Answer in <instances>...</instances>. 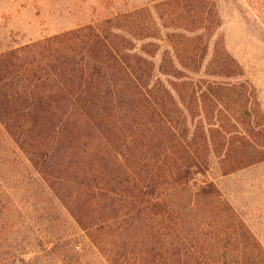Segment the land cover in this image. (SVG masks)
I'll use <instances>...</instances> for the list:
<instances>
[{"label": "trees", "instance_id": "16d2710c", "mask_svg": "<svg viewBox=\"0 0 264 264\" xmlns=\"http://www.w3.org/2000/svg\"><path fill=\"white\" fill-rule=\"evenodd\" d=\"M101 2L0 48V264H70L78 233L108 264H264L211 180L263 159L255 76L219 29L264 30V0Z\"/></svg>", "mask_w": 264, "mask_h": 264}, {"label": "rangeland", "instance_id": "374dc122", "mask_svg": "<svg viewBox=\"0 0 264 264\" xmlns=\"http://www.w3.org/2000/svg\"><path fill=\"white\" fill-rule=\"evenodd\" d=\"M224 6L229 12L227 9L231 5ZM230 10L233 13L234 7L231 6ZM108 11L101 0H0V48L64 31L106 15ZM250 22L251 26L242 22L235 13H225L219 32L228 50L255 76L256 80L252 81L258 90V99L253 107L258 111L249 119L259 124L263 122L261 126L264 128V30ZM162 50L155 54L157 64L160 63ZM200 115H203L202 111H195L194 120ZM245 118L248 119L247 116ZM257 156L263 159L225 176L214 172L211 180L264 250V149L263 157ZM61 226V231L66 229L65 224ZM77 236L81 252L80 256H64L70 264H108L82 233Z\"/></svg>", "mask_w": 264, "mask_h": 264}]
</instances>
